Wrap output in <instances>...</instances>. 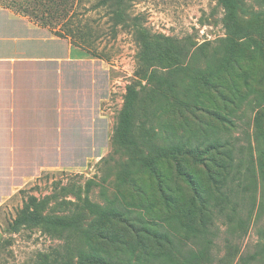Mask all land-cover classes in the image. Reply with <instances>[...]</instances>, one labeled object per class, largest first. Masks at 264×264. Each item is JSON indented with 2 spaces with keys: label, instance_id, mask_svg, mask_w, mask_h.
Wrapping results in <instances>:
<instances>
[{
  "label": "rangeland",
  "instance_id": "rangeland-1",
  "mask_svg": "<svg viewBox=\"0 0 264 264\" xmlns=\"http://www.w3.org/2000/svg\"><path fill=\"white\" fill-rule=\"evenodd\" d=\"M238 1L135 0L115 21L99 0H0L62 56L23 77L35 112L0 116V264H88L92 243L107 264H264V0ZM30 195L49 201L18 221Z\"/></svg>",
  "mask_w": 264,
  "mask_h": 264
},
{
  "label": "crops",
  "instance_id": "crops-1",
  "mask_svg": "<svg viewBox=\"0 0 264 264\" xmlns=\"http://www.w3.org/2000/svg\"><path fill=\"white\" fill-rule=\"evenodd\" d=\"M19 18L26 22H20ZM44 31V28L35 26L22 16L19 17L11 9L0 6V69L6 74L4 81L0 83V116L14 118L20 112H35L31 110L35 106L19 105L24 103V99L21 98L22 92L18 91L25 87L35 88L36 86L30 85L29 82L37 83L39 70L40 76L43 77L42 72L46 65L58 66L62 58L54 46L49 45L50 48H46L48 41L50 43L59 37L50 31L49 34ZM67 54H70V47ZM63 57L65 59L67 55ZM24 76H30L29 82ZM31 101H28L29 104ZM2 112L4 114H1Z\"/></svg>",
  "mask_w": 264,
  "mask_h": 264
},
{
  "label": "trees",
  "instance_id": "trees-1",
  "mask_svg": "<svg viewBox=\"0 0 264 264\" xmlns=\"http://www.w3.org/2000/svg\"><path fill=\"white\" fill-rule=\"evenodd\" d=\"M134 1L135 0H99L97 5L98 6L100 5L113 6L114 7L113 14L115 17L114 18L115 21H123V15H124L123 7H128L132 5ZM220 2H222L226 6V8L230 10L231 13H233V11H235V8L238 7L239 1L238 0H220ZM97 57H101V56L98 54ZM236 63H237L236 61H233L234 65H236ZM206 76H207L206 74H201L199 75V78H203L204 82L207 83V85L210 86L211 88H215L216 85H220L219 80H221L222 78L219 77L218 73L214 74V76L213 75H208L207 77ZM195 105H197V103ZM196 107L197 106H195V108ZM135 111H136V86L135 84H130L127 87V93L125 95V102L123 104L122 111L120 112V120H119L118 127H120L121 124H124V131L132 132L133 127H134V123L132 119L135 118ZM179 115L182 116L180 111H179ZM209 175H210V172H208V176ZM167 200L168 199L166 198L165 202H170ZM47 201H49V197L39 200L38 196L30 195L28 198V201L24 204V207L21 209V211H19V216L17 220L21 221L25 219L28 220V219L38 218L43 202H47ZM191 203L192 205H194L193 200L191 201ZM104 215L108 218V223H113V222L118 223L119 222V223H123L129 226L128 221L134 220L133 218H131L130 212H125L124 210H121L118 206H115V205L107 206L105 209ZM140 231L139 230L135 231L134 229L135 233L140 232ZM142 232H145L146 234L148 233L150 236H152L154 239H157V240L159 239L168 240V236H167L168 234L166 233L161 234L157 231L152 233L146 230H143ZM108 233L109 232H106L105 228L98 229L97 232L95 233V239L102 238L107 241H111V240L113 241V238L117 237L116 233H109V234ZM136 234L139 235L138 233ZM136 237L138 238L139 236H136ZM139 241H143V240L139 239ZM89 246L85 248L84 251L80 252L77 258H84V257L88 258L86 261L88 262V264H107V262L104 259L106 258L107 252H105V250L103 249H100V250L95 249V246L93 245V243L91 244L90 247ZM76 264H81V263L79 261H76Z\"/></svg>",
  "mask_w": 264,
  "mask_h": 264
}]
</instances>
